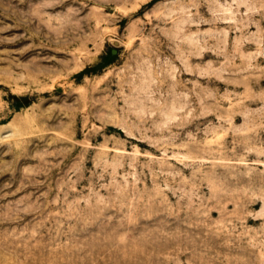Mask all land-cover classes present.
Listing matches in <instances>:
<instances>
[{
	"label": "rangeland",
	"instance_id": "1",
	"mask_svg": "<svg viewBox=\"0 0 264 264\" xmlns=\"http://www.w3.org/2000/svg\"><path fill=\"white\" fill-rule=\"evenodd\" d=\"M0 264H264V0H0Z\"/></svg>",
	"mask_w": 264,
	"mask_h": 264
}]
</instances>
